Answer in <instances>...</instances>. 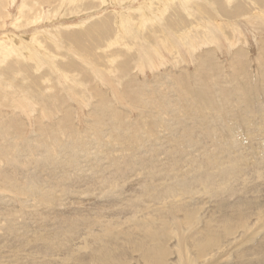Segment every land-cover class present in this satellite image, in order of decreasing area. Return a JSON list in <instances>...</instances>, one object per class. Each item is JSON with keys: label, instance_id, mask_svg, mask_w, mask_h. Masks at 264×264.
I'll list each match as a JSON object with an SVG mask.
<instances>
[{"label": "rangeland", "instance_id": "1", "mask_svg": "<svg viewBox=\"0 0 264 264\" xmlns=\"http://www.w3.org/2000/svg\"><path fill=\"white\" fill-rule=\"evenodd\" d=\"M263 207L264 0H0V264H264Z\"/></svg>", "mask_w": 264, "mask_h": 264}, {"label": "bare ground", "instance_id": "2", "mask_svg": "<svg viewBox=\"0 0 264 264\" xmlns=\"http://www.w3.org/2000/svg\"><path fill=\"white\" fill-rule=\"evenodd\" d=\"M49 1H50V0H49ZM67 1H68V0H67ZM80 1H81V0H80ZM47 3H48V2H47ZM73 3H74V2H73ZM73 3H72V4H73ZM77 3H78V2H77ZM103 3H104V2H103ZM158 3H159V2H158ZM165 3H166V2H165ZM36 4H37V3H36ZM181 4H182V3H181ZM36 6H37V5H36ZM24 9H25V8H24ZM148 11H149V10H148ZM147 14H148V13H147ZM44 16H45V15H44ZM148 17H149V16H148ZM23 23H24V22H23ZM37 23H38V21H37ZM96 26H97V25H96ZM98 27H99V26H98ZM125 28H126V27H125ZM124 31H125V30H124ZM104 33H105V32H104ZM22 41H23V40H22ZM33 48H35V47H33ZM21 49H22V48H21ZM38 49H39V48H38ZM78 49H79V48H78ZM29 50H30V49H29ZM32 50H33V49H32ZM35 54H36V53H35ZM4 56H5V55H4ZM26 56H27V55H26ZM28 57H30V56H28ZM46 58H47V57H46ZM46 58H45V59H46ZM37 60H38V59H37ZM43 60H44V59H43ZM3 62H4V61H3ZM32 63H33V62H32ZM144 92H145V91H144ZM147 93H148V92H147ZM156 94H157V92H156ZM159 95H160V94H159ZM169 98H171V97H169ZM172 103H173V102H172ZM165 104H168V103H166V100H165V102H164V105H165ZM173 104H174V103H173ZM144 105H145V104H144ZM146 108H147V107H146ZM167 108H168V107H167ZM171 108H172V107H171ZM171 108H170V109H171ZM225 108H227V107H225ZM213 109H214V108H213ZM227 109H228V108H227ZM167 110H168V109H167ZM169 111H170V110H169ZM204 111H205V110H204ZM230 111H231V110H230ZM165 112H167V111H165ZM163 113H164V112H163ZM118 115H119V114H118ZM218 117H219V116H218ZM148 118H149V117H148ZM220 118H221V117H220ZM191 119H192V118H191ZM193 121H194V120H193ZM196 121H197V120H196ZM221 123H222V122H220V124H221ZM193 124H194V123H193ZM209 124H210V123H209ZM211 124H212V123H211ZM213 124H214V123H213ZM228 125H229V124H228ZM198 126H199V125H197V127H198ZM230 126H231V124H230ZM216 127H217V126H216ZM219 127H220V126L218 125V128H219ZM92 128H93V127H92ZM190 128H191V127H190ZM198 128H199V127H198ZM220 128L222 129V127H220ZM194 129H195V128H194ZM247 129H248V128H247ZM209 130H210V129H209ZM209 130H208V131H209ZM217 130H218V129H217ZM222 130H223V129H222ZM153 131H154V130H153ZM220 131H221V130H220ZM236 131H237V130H236ZM238 131H239V130H238ZM189 132H190V131H189ZM191 132H192V131H191ZM195 132H196V131H195ZM227 132H228V131H227ZM178 134H179V133H178ZM223 134H224V133H223ZM235 134H237V133H235ZM199 135H200V134H199ZM217 135H218V134H217ZM221 135H222V134H221ZM221 135H220V136H221ZM195 136H196V135H195ZM202 136H203V135H202ZM222 136H223V135H222ZM222 136H221V137H222ZM227 136H228V133H227ZM235 136H236V135H235ZM248 136H249V135H248ZM179 137H180V136H179ZM214 137H215V136H214ZM232 137H233V136H232ZM232 137H231V138H232ZM236 137H237V136H236ZM252 137H253V136H252ZM216 138H218V137H216ZM219 138H220V137H219ZM234 139H235V138H234ZM181 140H182V139H181ZM239 140H240V139H239ZM87 141H88V140H87ZM197 141H199V140H197ZM225 141H226V139H225ZM194 142H196V141L194 140ZM202 142H205V140L202 141ZM219 142H220V140H219ZM219 142H218V144H220ZM226 142H228V140H227ZM226 142H224V143H226ZM231 142H232V141H231ZM233 143L235 144V142H233ZM237 143H238V142H236V145H237ZM240 143H241V142H240ZM183 144H184V141H183ZM193 144H194V143H193ZM222 144H223V142H222ZM234 144H233V145H234ZM40 145H41V144H40ZM179 145H180V144H179ZM201 145H202V144H201ZM204 145H205V144H204ZM230 145H231V144H230ZM238 145H239V144H238ZM150 146H151V145H150ZM150 146H149V147H150ZM190 146H192V148H193V145H190ZM226 146H227V144H226ZM226 146L223 145V147H226ZM163 147H164V146H163ZM180 147H182V143H181V146H180ZM196 147H197V146H196ZM201 147H202V146H201ZM205 147H206V146H205ZM211 147H212V146H211ZM219 147H220V146H219ZM221 147H222V145H221ZM234 147L236 148L237 146L234 145ZM234 147H233V149H234ZM76 148L79 149L78 147H76ZM158 148H160V147H158ZM173 148H174V147H173ZM207 148H209V147H206V149H207ZM217 148H218V147H217ZM62 149H63V148H62ZM151 149H152V148H151ZM153 149H154V148H153ZM164 149H165V148H164ZM174 149H175V148H174ZM174 149H173V150H174ZM178 149H180V148H178ZM210 149H211V148H210ZM210 149H209V150L207 149L208 153L211 152ZM220 149H222V150L225 149L224 151L227 150L226 148H220ZM241 149H242V148H241ZM81 150H83V149H81ZM81 150H80V151H81ZM141 150H142V149H141ZM148 150H149V149H148ZM198 150H199V149H198ZM212 150H214V149H212ZM217 150H218V149H217ZM237 150H238V149H236L235 151H237ZM40 151H41V150H40ZM40 151H39V152H40ZM75 151H76V150H74V152H75ZM158 151H163V150L160 149V150H158ZM177 151H178V150H177ZM192 151H193V150H192ZM201 151H202V150L200 149V152H201ZM58 152H59V151H58ZM71 152H72V151H71ZM84 152H85V151H84ZM155 152H156V151H155ZM219 152H221V151H219ZM239 152H240V151H239ZM81 153H82V152H81ZM157 153H158V152H157ZM195 153H196V152H195ZM195 153H193V155H194ZM208 153H207V154H208ZM211 153H212V152H211ZM215 153L218 155V152H217V151H216ZM232 153H233V151H232ZM232 153H231V154H232ZM240 153H241V152H240ZM58 154H59V153H58ZM69 154H70V152H69ZM163 154H164V153H163ZM188 154H189V153H188ZM212 154H213L215 157L217 156V155L214 154V152H213ZM225 154H226V152H225ZM237 154H238V153H237ZM237 154H233L235 157L233 156L232 158H233V159L237 158ZM31 155H32V154H31ZM77 155H81V154H77V153H76L75 156L77 157ZM85 155H86V154H85ZM183 155H184V152H183ZM203 155H204V154H203ZM205 155H206V154H205ZM226 155H227V154H226ZM257 155H258V154H257ZM51 156H52V155H51ZM75 156H74V157H75ZM186 156H187V155H186ZM211 156H212V155H211ZM214 156H213V158H214ZM218 156H219V155H218ZM76 157H75V158H76ZM160 157H161V156H160ZM195 157H198V156H195ZM199 157H200V155H199ZM209 157H210V156H209ZM228 157H229V156H228ZM48 158H49V157H48ZM78 158H79V157H78ZM81 158H82V157H81ZM188 158H189V157H188ZM188 158H186V159H188ZM190 158H192V160H193V157H190ZM201 158H202V157H201ZM201 158H200V159H201ZM210 158H211V157H210ZM210 158H208V159H210ZM220 158H221V155H220ZM220 158H219V160H221ZM232 158H231V159H232ZM76 159H77V158H76ZM172 159H173V158H172ZM228 159H229V158H228ZM50 160H51V159H50ZM154 160H155V159H154ZM169 160H171V159H169ZM181 160H183V159L181 158ZM189 160H190V159H189ZM189 160H186V161H189ZM201 160H203V159H201ZM206 160H207V159H206ZM212 160H213V159H212ZM212 160H210V161H212ZM148 161H149V160H148ZM148 161H147V162H148ZM172 161H173V160H172ZM179 161H180V159H179ZM190 161H191V160H190ZM198 161H199V160H198ZM215 161H216V160H215ZM215 161H212V162H215ZM229 161H230V160H229ZM184 162H185V160H184ZM202 162H204V161H202ZM205 162H206V161H205ZM207 162H208V161H207ZM207 162H206V163H207ZM217 162H218V161H217ZM51 163H52V162H51ZM148 163H150V162H148ZM182 163H183V162H182ZM182 163H181V164H182ZM186 163H188V162H186ZM55 164H56V163H55ZM168 164H169V162H168ZM171 164H172V163H171ZM192 164H193V163H191V165H192ZM199 164H201V163H199ZM215 164H216V163H215ZM230 164H232V162H231ZM148 165H149V164H148ZM163 165H164V164H163ZM185 165H186V164H185ZM185 165H183V166H185ZM201 165H206V164L204 163V164H201ZM216 165L219 166V164H216ZM226 165H227V163H226ZM237 165H238V164H237ZM239 165H240V164H239ZM39 166H40V165H39ZM109 166H110V165H109ZM165 166H166V165H165ZM169 166H170V165H169ZM40 167H41V166H40ZM47 167H49V166H47ZM53 167H54V166H53ZM53 167H52V168H53ZM55 167H56V166H55ZM145 167H147V166H145ZM198 167H199V166H198ZM220 167H221V166H220ZM41 168H42V167H41ZM52 168H51V169H52ZM111 168H112V167H111ZM111 168H110V169H111ZM132 168H133V167H132ZM161 168H162V167H161ZM202 168H203V167H202ZM208 168H209V167H208ZM223 168H224V167H223ZM157 169H158V168H157ZM172 169H173V168H172ZM180 169H181V168H179V170H180ZM182 169H183V167H182ZM107 170H108V169H107ZM151 170H152V168H151ZM154 170H156V169L154 168ZM154 170H153V171H154ZM159 170H160V169H159ZM162 170H163V168H162ZM200 170H201V169H200ZM206 170H207V168L205 169V171H206ZM242 170H243V169H241V173H243ZM102 171H103V170H102ZM102 171H101V172H102ZM135 171H136V170H135ZM180 171H181V170H180ZM191 171L193 172L194 170L192 169ZM205 171H204V169H203L202 172H205ZM235 171H236V170H235ZM237 171H238V169H237ZM239 171H240V169H239ZM104 172H105V171H104ZM140 172H141V171H140ZM156 172H157V171H156ZM196 172H197V171H196ZM200 172H201V171H200ZM224 172H226V170H225ZM109 173H110V171H109ZM116 173H117V171H116ZM118 173H119V172H118ZM157 173H158V172H157ZM175 173H176V172H175ZM180 173H181V172H180ZM205 173H206V172H205ZM205 173H204V174H205ZM208 173H209V172H208ZM226 173H227V172H226ZM235 173L238 174V172H235ZM101 174H102V173H101ZM110 174H112V173H110ZM126 174H128V173H126ZM142 174H143V173H142ZM160 174H162V173H160ZM181 174H182V173H181ZM188 174H189V173H188ZM191 174H192V173H191ZM195 174H196V173H195ZM219 174H220V173H219ZM158 175H159V174H158ZM197 175H198V173H197ZM197 175H196V176H197ZM202 175H203V173H202ZM205 175L208 176V178H209V176H210V175H208V174H205ZM205 175H203L202 177L204 178ZM225 175H226V174H225ZM234 175H235V174H234ZM103 176H105L104 173H103ZM167 176H169V175L166 174V177H167ZM181 176H182V175H181ZM181 176H180V178H181ZM188 176H189V175H188ZM190 176H192V178H193V175H190ZM190 176H189V177H190ZM206 176H205V178H206ZM213 176H214V174H213ZM213 176L211 175L210 178H212ZM216 176H217V173H216ZM218 176H219V175H218ZM221 176H222V175H221ZM242 176H243V174H242ZM32 177H33V176H32ZM98 177H99V176H98ZM112 177H113V176H112ZM114 177H115V176H114ZM149 177H150V176H149ZM214 177H215V176H214ZM224 177H225V176H224ZM224 177H223V178H224ZM226 177H227V176H226ZM116 178H117V176H116ZM150 178H151V177H150ZM159 178H160V177H159ZM164 178H165V177H164ZM164 178H163V179H164ZM196 178H197V177H196ZM196 178H195V180H196ZM199 178H200V176H199ZM210 178H209V179H210ZM218 178H219V177H218ZM228 178H229V177H227L226 179H228ZM102 179L104 180V177H103ZM102 179L100 178V180H102ZM107 179H108V178H107ZM160 179H162V178H160ZM166 179H167V178H166ZM166 179H165V180H166ZM176 179H177V178H176ZM188 179H189V178H188ZM229 179H230V178H229ZM231 179H232V178H231ZM241 179H242V178H240V180H241ZM103 180H102V181H103ZM108 180H109V179H108ZM182 180H183V179H182ZM184 180L186 181V179H184ZM184 180H183V182L181 181L183 184L185 183ZM195 180H194V181H195ZM197 180H198V179H197ZM200 180H201V178H200ZM200 180H199V181H200ZM219 180H220V179H219ZM219 180H218V181H219ZM224 180H225V178H224ZM187 181H188V180H187ZM201 181H203V180H201ZM207 181H208V180H207ZM209 181H210V183L212 182L211 180H209ZM233 181H234V180H233ZM238 181H239V180H238ZM32 182H34V185H32V186H35V188L38 187V186H40V182H39L38 180H34V181H32ZM76 182H78V181H76ZM86 182H87V181H86ZM107 182H108V181H106V183H107ZM190 182H191V181H190ZM203 182H205V180H204ZM226 182H228V181H225V183H226ZM163 183H164V182H163ZM182 183H180V184H182ZM199 183H200V182H199ZM199 183H198V184H199ZM201 183H202V182H201ZM206 183H207V182H206ZM223 183H224V182H223ZM238 183H239V182H238ZM238 183H237V185H239ZM108 184H110V183H108ZM150 184H152V183H150ZM176 184H177V183H176ZM180 184H178V185L181 186ZM193 184H194V183H193ZM195 184H196V183H195ZM212 184H213V183H212ZM228 184H229V183H228ZM118 185H119V183H118ZM118 185H117V186H118ZM154 185H155V184H154ZM165 185H166V187H167L168 182H166ZM165 185H164V186H165ZM178 185H177V186H178ZM186 185H187V184H186ZM191 185H192V184H191ZM203 185H204V184H203ZM223 185H224V184H223ZM237 185H236V189L238 188ZM76 186H77V185H76ZM108 186H109V185H108ZM112 186H113V184H112ZM184 186H185V185H184ZM188 186H189V185H187L186 188H187ZM211 186H212V185H211ZM226 186L228 187V185H226ZM106 187H107V186H106ZM131 187H132V186H131ZM175 187H176V186H175ZM204 187H207V185L204 186ZM39 188H41V187H39ZM112 188H113V187H112ZM154 188H155V187H154ZM157 188H158V187H157ZM186 188H184L183 190L186 191V190H187ZM193 188H194V187H193ZM213 188H214V186H213ZM216 188H218V187H216ZM234 188H235V186H234ZM243 188H245V187H243ZM246 188H247V187H246ZM246 188H245V189H246ZM250 188H251V187H250ZM117 189H118V188H117ZM122 189H123V188H122ZM149 189H151V188H149ZM155 189H156V188H155ZM159 189H160V188H159ZM162 189H163V188H162ZM188 189H190V187H189ZM200 189H201V187H200ZM207 189H209V187H207ZM247 189H248V188H247ZM247 189H246V190H247ZM69 190H70V189H69ZM87 190H88V189H87ZM152 190H153V189H152ZM201 190H202L201 192L204 193V189H201ZM234 190H235V189H234ZM111 191H112V193H114V192H113L114 190H111ZM115 191H116V190H115ZM154 191H155V190H154ZM154 191H153V192H154ZM156 191H158V190H156ZM189 191H190V190H189ZM216 191H218V190H216ZM219 191H220V190H219ZM221 191H223V190H221ZM230 191H231V190H230ZM237 191H238V190H237ZM239 191H240V190H239ZM241 191H243V190H241ZM244 191H245V190H244ZM244 191H243V193H245ZM247 191L250 192V189H248ZM39 192H40V191H39ZM116 192H117V191H116ZM159 192H160V191H159ZM167 192H168V191H166L165 193H167ZM181 192H182V190H181ZM187 192H188V190H187ZM194 192H195V191H194ZM33 193H37V192L35 191V192H33ZM155 193H156V192H155ZM161 193H162V192H161ZM163 193H164V192H163ZM165 193H164V195H165ZM183 193H184V192H182V196H183ZM217 193H219V192H217ZM229 193H230V192H229ZM231 193H233V192L231 191ZM190 194H191V193H190ZM205 194H206V193H205ZM226 194H227V193H226ZM239 194H240V193H238V195H239ZM115 195H117V194H115ZM115 195H113V196H114V199L116 198ZM155 195H157V194H155ZM155 195H154V196H155ZM158 195H159V197L156 196V199L158 198V199H157L158 201H159V200H160V201H161V200L163 201L164 199H162V198H164V196H162V198H161V196H160L161 194L159 193ZM175 195H176V194L174 193V191H170L168 196H170V198H172V197L175 198V197H174ZM177 195H178V194H177ZM177 195H176V197H177ZM186 195H187V194H186ZM191 195H192V194H191ZM201 195H202V194H201ZM214 195H215V194H213V196H214ZM220 195H221V193H219V196H220ZM224 195H225V194H224ZM230 195H231V194H230ZM235 195H236V193H235ZM241 195H242V194H241ZM60 196H61V195H60ZM63 196H64V195H63ZM87 196H88V195H87ZM113 196H111V197H113ZM118 196H119V195H118ZM154 196H153V197H154ZM192 196H194V195H192ZM213 196H212V197H213ZM215 196H216V195H215ZM89 197H90V196H89ZM222 197H223V195H222ZM150 198H152V197H150ZM159 198H160V199H159ZM173 198H172V199H173ZM182 198H183V197H182ZM109 199H110V198H109ZM130 199H131V198H130ZM165 199H166V198H165ZM176 199H177V198H176ZM222 199H223V198H222ZM92 200H93V199H92ZM177 200H178V199H177ZM241 200H242V199H241ZM50 201H51V200H50ZM95 201H96V200H95ZM128 201H129V200H128ZM130 201H131V200H130ZM153 201H154V198H153ZM158 201H157V202H158ZM162 201H161V202H162ZM167 201H168V200H167ZM167 201L164 200V202H167ZM217 201H219V200H217ZM114 202H115V201H114ZM122 202H123V201H122ZM157 202H156V203H157ZM161 202H158V203H161ZM181 202H182V201H181ZM197 202H198V201H197ZM197 202H196V203H197ZM237 202L239 203V201H237ZM158 203H157V204H158ZM190 203H191V202H190ZM245 203L247 204V201H244V204H245ZM248 203H249V200H248ZM162 204H163V203H162ZM194 204H195V203H194ZM210 204H211V203H210ZM244 204H243V205H244ZM186 205H188V204H186ZM186 205H185V206H186ZM229 205H230V204H229ZM240 205H241V204H240ZM170 206H171V205H170ZM178 206H179V205H178ZM182 206L184 207V205H182ZM182 206H180V207L182 208ZM219 206H221V205H219ZM222 206H223V205H222ZM238 206H239V205H238ZM247 206H248V205H247ZM135 207H136V206H135ZM240 207L242 208L243 206H240ZM136 208H137V207H136ZM167 208H168V207H167ZM176 208H177V207H176ZM176 208H175V210H176ZM184 208H185V207H184ZM263 208H264V207H263ZM225 209H226V208H225ZM225 209H224V210H225ZM160 210H161V209H160ZM226 210H227V209H226ZM226 210H225V211H226ZM232 210H233V209H232ZM172 211H173V210H172ZM178 211H180V210L178 209ZM131 212H132V211H131ZM173 212H175V211H173ZM183 212H184V211H183ZM214 212H215V211H214ZM161 213H162V210H161ZM168 213H169V212H168ZM168 213H166V214H168ZM188 213H189V212H188ZM216 213H217V212H216ZM164 214H165V212H164ZM171 214H172V213H171ZM193 214H194V213H193ZM226 214H227V213H226ZM117 215H118V214H117ZM161 215H162V214H161ZM189 215H190V214H189ZM191 215H192V213H191ZM207 215H208V214H207ZM224 215H225V214H224ZM167 216H168V215H167ZM226 216H227V215H226ZM231 216H232V215H231ZM235 216H236V215H235ZM158 217H159V216H158ZM228 217H229V216H228ZM238 217H239V216H238ZM161 218H162V217H161ZM163 218H164V217H163ZM231 219H233V218H231ZM240 219H241V217H240ZM187 220H188V218H187ZM193 220H194V219H193ZM193 220H192V221H193ZM199 220H200V219H199ZM216 220H217V219H216ZM229 220H230V219H229ZM233 220H234V219H233ZM235 220H236V219H235ZM66 221H67V220H66ZM190 221H191V220H190ZM218 221H219V220H218ZM236 221H237V220H236ZM236 221H235V223H236ZM82 222H83V221H80V223H82ZM220 222H221V221H220ZM230 222H232V221H230ZM230 222H229L228 224H230ZM233 222H234V221H233ZM203 224H204V223H203ZM232 224H233V223H232ZM232 224H231V225H232ZM236 224H237V223H236ZM69 225H70V224H69ZM149 225H151V224H149ZM149 225H148V226H149ZM201 225H202V224H201ZM206 225H207V224H206ZM234 225H235V224H234ZM238 225H239V223H238ZM152 226H153V225H152ZM202 226H203V225H202ZM213 226H214V225H213ZM217 226H218V225H217ZM235 226H236V225H235ZM67 227H68V225H67ZM134 227H135V224H134ZM203 227H204V226H203ZM210 227H212V226H210ZM215 227H216V226H215ZM222 227H223V226H222ZM231 227H232V229L235 230V227H234V226H231ZM145 228H147V227H145ZM220 228H221V227H220ZM236 228H237V227H236ZM239 228H241V227H239ZM239 228H237V229H239ZM242 228H243V226H242ZM147 229H148V228H147ZM203 229H204V228H203ZM232 229L230 228V231H231ZM154 230H155V229H154ZM204 230H205V229H204ZM206 230H207V229H206ZM225 230H226V229H225ZM197 231H198V230H197ZM227 231L229 232V230H227ZM237 231H238V230H237ZM219 232H220V231H219ZM107 233H108V232H107ZM207 233H209V231H208ZM223 233H224V232H223ZM225 233H226V232H225ZM230 233H231V232H230ZM70 234H71V233H70ZM119 234H121V233L119 232ZM145 234H146V233H145ZM160 234H161V233H160ZM163 234H164V233H163ZM211 234H212V233H211ZM227 234H228V233H227ZM147 235H148V236H146V235H145V236H146V237H149L150 241H152V242L154 241V242H155V243H154V244H155L154 248H155V247H156V248L153 249V250L155 251V254H156V252L159 253V251H162V249H161V245H162V244L156 240V239H158L159 237H161V236L159 235V233H157V232L154 233V232H152V231H149V233H148ZM206 235H207V234H206ZM162 237H163V236H162ZM100 238H101V237H100ZM209 238H210V237H209ZM102 239H103V238H102ZM147 239H148V238H147ZM194 239H195V238H194ZM210 239H211V238H210ZM96 240H98V239H96ZM109 240L112 241L111 238H110ZM200 240H201V239H200ZM102 241H104V240H102ZM97 242H98V241H97ZM105 242H106V241H105ZM198 242H199V241H198ZM215 242H216V241L214 240V243H215ZM102 243H103V242H102ZM110 243H111V242H110ZM143 243H144V242H143ZM149 243H150V242H149ZM219 243H220V242H218V244H219ZM105 244H106V243H104V245H105ZM107 244H108V243H107ZM112 244H113V243H112ZM114 244H115V243H114ZM141 244H142V243H141ZM154 244H153V245H154ZM201 244H202V243H201ZM215 244L218 246L217 243H215ZM215 244H214V245H215ZM100 246H101V245H100ZM106 246H109V247H110L111 245L108 244V245H106ZM144 246H145V243H144ZM199 246H201V245L199 244ZM205 246H206V244H204V246H201V248L204 249ZM50 247H54V245H53V246H50ZM102 247H103V246H102ZM100 248H101V247H100ZM105 248H106V247H105ZM193 248H195V247H193ZM193 248H192V249H193ZM206 248H207V247H206ZM94 249H97V247H96V248L94 247ZM104 250H105V249H104ZM193 250H194V249H193ZM208 250H209V249H208ZM93 251H94V250H93ZM154 251H153V252H154ZM195 251H196V250H195ZM106 252H108V251H106ZM149 252H150V250H149ZM153 252L150 254V256L153 254ZM202 252H203V251H202ZM202 252H201V253H202ZM198 253H199V251H198ZM101 255H102V253H101ZM103 255H104V253H103ZM103 255H102V256H103ZM99 256H100V255H99ZM153 256H154V255H153ZM219 257H220V256H219ZM150 258H151V257H150ZM111 264H112V263H111Z\"/></svg>", "mask_w": 264, "mask_h": 264}]
</instances>
